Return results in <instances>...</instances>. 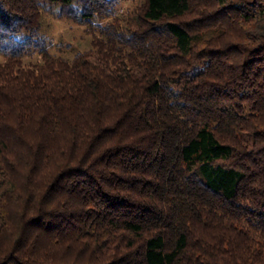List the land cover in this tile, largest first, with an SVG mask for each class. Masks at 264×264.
Masks as SVG:
<instances>
[{
	"label": "trees",
	"instance_id": "1",
	"mask_svg": "<svg viewBox=\"0 0 264 264\" xmlns=\"http://www.w3.org/2000/svg\"><path fill=\"white\" fill-rule=\"evenodd\" d=\"M70 3L0 0V264H264V0Z\"/></svg>",
	"mask_w": 264,
	"mask_h": 264
},
{
	"label": "rangeland",
	"instance_id": "2",
	"mask_svg": "<svg viewBox=\"0 0 264 264\" xmlns=\"http://www.w3.org/2000/svg\"><path fill=\"white\" fill-rule=\"evenodd\" d=\"M126 6L129 5L125 4L120 12H125ZM92 24H81L64 17L57 19L54 15H49L42 19L41 33L50 43L48 49L51 53L71 58L78 50L84 51L90 48L93 34L96 33V29ZM65 25H68V27L65 28ZM57 31L62 34L56 42H53L51 38H56L55 33ZM38 60H40V55L33 49L22 58V63L28 64Z\"/></svg>",
	"mask_w": 264,
	"mask_h": 264
},
{
	"label": "clouds",
	"instance_id": "3",
	"mask_svg": "<svg viewBox=\"0 0 264 264\" xmlns=\"http://www.w3.org/2000/svg\"><path fill=\"white\" fill-rule=\"evenodd\" d=\"M44 8H45V11L50 12V13H51L52 15H54L57 19H60V18L63 16V11H62V9H60V8H56V9H54V8H52V6H51L50 4H45V5H44ZM70 8H71V10H72V14H73L74 16H77V17L81 16V15L83 14V12H84V4H83V0H71ZM64 27L67 28L68 25H65ZM61 34H62L61 32L57 31V32L55 33V37H56V38H51V40H52L53 42H56V41H57V38H58ZM17 37H19V38H24L23 33H22V32H18V33H17Z\"/></svg>",
	"mask_w": 264,
	"mask_h": 264
}]
</instances>
